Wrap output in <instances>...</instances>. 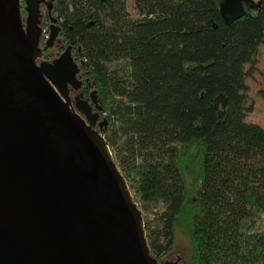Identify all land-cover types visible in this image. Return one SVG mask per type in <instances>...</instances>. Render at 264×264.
I'll return each mask as SVG.
<instances>
[{
	"label": "trees",
	"instance_id": "obj_1",
	"mask_svg": "<svg viewBox=\"0 0 264 264\" xmlns=\"http://www.w3.org/2000/svg\"><path fill=\"white\" fill-rule=\"evenodd\" d=\"M221 1L55 8L117 169L138 208L159 211L145 229L160 263L183 232L188 264H264V0L230 24Z\"/></svg>",
	"mask_w": 264,
	"mask_h": 264
},
{
	"label": "water",
	"instance_id": "obj_2",
	"mask_svg": "<svg viewBox=\"0 0 264 264\" xmlns=\"http://www.w3.org/2000/svg\"><path fill=\"white\" fill-rule=\"evenodd\" d=\"M25 2L24 29L19 0H0V264H161L107 140L58 96L69 102L65 82L76 87L70 50L35 65L43 56L40 1ZM246 5L255 7L253 0H222L225 22L245 16ZM59 30L51 26L45 50ZM91 97L102 111L96 92ZM225 105L219 96L221 116Z\"/></svg>",
	"mask_w": 264,
	"mask_h": 264
},
{
	"label": "flooded vegetation",
	"instance_id": "obj_3",
	"mask_svg": "<svg viewBox=\"0 0 264 264\" xmlns=\"http://www.w3.org/2000/svg\"><path fill=\"white\" fill-rule=\"evenodd\" d=\"M40 1L39 6V19L40 24L39 26L42 28L43 32L39 38L38 47L42 50L43 56L35 58L34 62L37 67L40 66L41 63H50L53 64L56 59H58L66 50V34H67V27L66 23L59 19L55 12L56 5L58 0H38ZM20 4V17L23 28L26 27V19H27V7L25 0H19ZM49 5L51 6V10H49ZM24 15L26 17H24ZM55 20V21H53ZM55 25L60 28L59 35L57 36L54 44L52 47L45 50V46L47 43L48 38L50 37V29L51 26ZM44 30L47 31V34L44 33ZM72 58L75 59L76 57L71 54ZM74 61V60H73ZM75 65L77 61H74ZM77 66V65H76ZM75 74V85L65 82V86L69 92L70 101L67 102L63 96L58 93L59 98L63 103H66L68 109L71 113L75 114L80 120H82L87 126H90L91 121L94 122L92 125V129L101 132L104 128L108 126L101 127L100 123L103 121L106 116L102 113V111L98 110L97 104L93 101L91 97V93L95 92L94 89L90 88L88 84L84 83L83 76L78 68ZM53 89L57 92V90L53 87ZM96 98L98 105L102 106L99 101V96L96 93ZM88 107L91 110V113L94 115L96 112L100 113L99 119H95L94 116L91 117V120L88 119L87 114L81 111V108ZM103 108V106H102ZM168 261H161V264H167Z\"/></svg>",
	"mask_w": 264,
	"mask_h": 264
},
{
	"label": "rangeland",
	"instance_id": "obj_4",
	"mask_svg": "<svg viewBox=\"0 0 264 264\" xmlns=\"http://www.w3.org/2000/svg\"><path fill=\"white\" fill-rule=\"evenodd\" d=\"M255 1H258V0H255ZM24 17L26 16L24 15ZM156 212H159V211L142 210L145 225H147L148 223L153 225L155 223L154 219H155ZM190 255H191V247L189 244V240L184 235L183 232H180L177 237L175 249L163 261H168L170 264H188Z\"/></svg>",
	"mask_w": 264,
	"mask_h": 264
},
{
	"label": "built area",
	"instance_id": "obj_5",
	"mask_svg": "<svg viewBox=\"0 0 264 264\" xmlns=\"http://www.w3.org/2000/svg\"><path fill=\"white\" fill-rule=\"evenodd\" d=\"M44 33H46V34H47V31H46V30H44Z\"/></svg>",
	"mask_w": 264,
	"mask_h": 264
}]
</instances>
